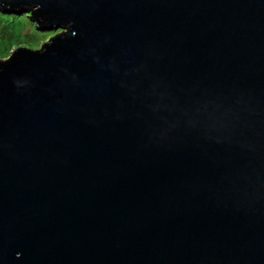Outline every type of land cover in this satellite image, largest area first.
Segmentation results:
<instances>
[{
  "label": "water",
  "instance_id": "obj_1",
  "mask_svg": "<svg viewBox=\"0 0 264 264\" xmlns=\"http://www.w3.org/2000/svg\"><path fill=\"white\" fill-rule=\"evenodd\" d=\"M2 7L0 264H264V0Z\"/></svg>",
  "mask_w": 264,
  "mask_h": 264
},
{
  "label": "rangeland",
  "instance_id": "obj_2",
  "mask_svg": "<svg viewBox=\"0 0 264 264\" xmlns=\"http://www.w3.org/2000/svg\"><path fill=\"white\" fill-rule=\"evenodd\" d=\"M26 15L29 16V13ZM40 30L34 19L0 12V59L9 58L18 48H40L55 36L54 33L49 34L53 30Z\"/></svg>",
  "mask_w": 264,
  "mask_h": 264
},
{
  "label": "trees",
  "instance_id": "obj_3",
  "mask_svg": "<svg viewBox=\"0 0 264 264\" xmlns=\"http://www.w3.org/2000/svg\"><path fill=\"white\" fill-rule=\"evenodd\" d=\"M29 9H31L29 12H25V13H23V14H20L19 12L22 10V9H18V12L15 14V13H11L12 15L14 14V15H18V16H22V17H25V16H27V17H29L30 19H33V16H32V12L34 11V8H29ZM5 11V9L2 7V8H0V12H4ZM10 11V10H9ZM4 13H6V14H10V13H8V12H4ZM26 13H29V16L28 15H26ZM48 27H45V25L44 26H42V29L40 30V31H42V32H49V31H47L48 29H47ZM62 32H64V31H62ZM50 33H54L55 35L56 34H58V32L56 31V30H53V31H51V32H49V34Z\"/></svg>",
  "mask_w": 264,
  "mask_h": 264
},
{
  "label": "flooded vegetation",
  "instance_id": "obj_4",
  "mask_svg": "<svg viewBox=\"0 0 264 264\" xmlns=\"http://www.w3.org/2000/svg\"><path fill=\"white\" fill-rule=\"evenodd\" d=\"M62 31H64V29H59V30H57L58 34H59V33H62Z\"/></svg>",
  "mask_w": 264,
  "mask_h": 264
}]
</instances>
